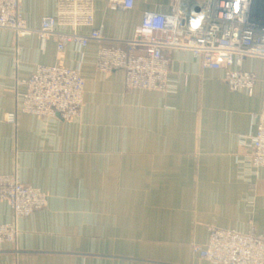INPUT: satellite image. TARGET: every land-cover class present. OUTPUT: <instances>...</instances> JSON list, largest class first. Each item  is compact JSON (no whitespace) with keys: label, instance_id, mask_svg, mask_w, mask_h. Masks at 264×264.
Wrapping results in <instances>:
<instances>
[{"label":"crops","instance_id":"1","mask_svg":"<svg viewBox=\"0 0 264 264\" xmlns=\"http://www.w3.org/2000/svg\"><path fill=\"white\" fill-rule=\"evenodd\" d=\"M133 1L118 9L94 0L93 26L109 40L129 38L145 10L171 5ZM56 4L22 0L30 34L0 27V172L47 193L44 207L18 218L0 198V222L18 227L14 243H0V264H214L192 253L210 225L264 233V167L249 155L262 118L264 58L244 66L256 75L253 86L234 89L223 69L203 67L180 47L165 89H128L122 68H96L97 41H70L61 53L53 37L42 45L41 17ZM55 63L85 78L81 114L19 110L23 81L35 66ZM8 111L16 112L12 122Z\"/></svg>","mask_w":264,"mask_h":264},{"label":"built area","instance_id":"2","mask_svg":"<svg viewBox=\"0 0 264 264\" xmlns=\"http://www.w3.org/2000/svg\"><path fill=\"white\" fill-rule=\"evenodd\" d=\"M21 2L0 0V27L30 34L33 29L20 12ZM133 2L107 0L106 7L127 9ZM94 19V0H57L55 12L41 17L38 36L42 45L53 37L58 53L70 41L81 48L90 39L97 41L96 68H122L128 89H165L172 51L180 47L189 49L203 67L223 69L224 80L234 89L253 86L256 75L244 66L250 56L264 58V0H171L166 12L145 10L132 37L115 40L94 27ZM82 26L90 28L87 34L78 30ZM23 82L18 108L29 116L72 119L81 114L85 78L78 69L39 64ZM15 113L8 111L4 117L12 122ZM261 115L249 151L259 170L264 167V105ZM0 198L9 202L15 218L47 203L44 189L5 172H0ZM17 233L15 220L0 222V243H14ZM192 253L214 264H264V233L254 227L240 231L210 225L208 240L193 242Z\"/></svg>","mask_w":264,"mask_h":264},{"label":"clouds","instance_id":"3","mask_svg":"<svg viewBox=\"0 0 264 264\" xmlns=\"http://www.w3.org/2000/svg\"><path fill=\"white\" fill-rule=\"evenodd\" d=\"M194 23V25H195V22H193Z\"/></svg>","mask_w":264,"mask_h":264}]
</instances>
